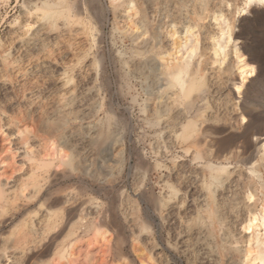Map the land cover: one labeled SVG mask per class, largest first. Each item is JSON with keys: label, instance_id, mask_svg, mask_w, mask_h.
Segmentation results:
<instances>
[{"label": "rangeland", "instance_id": "374dc122", "mask_svg": "<svg viewBox=\"0 0 264 264\" xmlns=\"http://www.w3.org/2000/svg\"><path fill=\"white\" fill-rule=\"evenodd\" d=\"M242 1L0 0V264H244L264 205V9L237 16ZM186 29L181 91L162 61L186 57ZM235 49L254 67L239 93Z\"/></svg>", "mask_w": 264, "mask_h": 264}, {"label": "bare ground", "instance_id": "6f19581e", "mask_svg": "<svg viewBox=\"0 0 264 264\" xmlns=\"http://www.w3.org/2000/svg\"><path fill=\"white\" fill-rule=\"evenodd\" d=\"M48 1V0H46ZM112 1H116V0H112ZM58 2V1H57ZM48 3V2H47ZM45 2H43V7L42 9H44L43 13H42V18L45 19L46 17H49V15L51 16V14H56L57 11L55 8V11L56 13L53 11L54 8H52V6H57L58 5L56 3H52L51 5L50 2L49 4H47ZM42 4V3H41ZM259 7V8H263L264 9V0H243L241 5L236 9V14L237 16H240L241 14L247 12L249 10L250 7ZM39 7V6H38ZM41 7V5H40ZM123 8H124V12H126L127 15L130 14V12L132 11V9L134 8V5H133V2L132 1H129L127 3L124 2V5H123ZM36 10L38 8H35ZM41 10V9H40ZM42 11V10H41ZM54 12V13H53ZM214 21L216 22V26H217V38L216 39H212V46H211V51H212V61H213V64H216L217 67H221L224 62H225V50H224V47H223V44H222V40L224 39V37H226L228 39L227 43H229V35H228V30L226 28V25H224L222 19H221V16L220 15H217V16H214ZM40 26V25H39ZM186 37H191V43H185V47L189 48L188 51H186V57L183 58L182 62L180 64L178 63H175L173 66H169L168 65V62L163 60L162 61V65H163V71L164 73L167 75V76H170L172 78V80L174 81V83H176V85H178V87L180 88L181 91H185L186 88L184 87L185 85V80H184V76L187 74V71H188V68H189V62L190 60L195 56L197 55V51H198V42L196 41V37H193L191 36V31L187 30L185 31V35H184V38ZM214 38V37H213ZM255 52V50H254ZM160 55V54H159ZM256 55V54H255ZM235 56H236V67L238 69V75H239V87L236 88L237 92L239 93L240 91V87L243 86L244 84V81L249 77V75H251L253 72H254V67L252 65H249L247 63H245V60L243 59L242 55L239 53V51L237 49H235ZM258 60V59H257ZM191 74V73H190ZM194 74V73H193ZM171 80V81H172ZM193 102V101H192ZM195 104V103H194ZM193 105V104H192ZM194 107V106H193ZM188 108V107H186ZM189 109V108H188ZM191 109V108H190ZM226 110V109H225ZM240 112V111H239ZM242 113L240 114H236L234 118H231L232 121L234 122L236 119L239 120V122L243 123L244 121V118H243V115H241ZM246 115V113H245ZM183 118V117H181ZM210 119V118H209ZM231 120L229 119V122ZM178 122V121H177ZM238 122V121H237ZM236 122V123H237ZM194 123L196 122H193L191 120H188L186 122V124L182 125L181 127V132L184 133L186 131H190V129L192 130V128L194 127ZM218 125V124H217ZM233 127V126H232ZM238 127V126H237ZM195 128V127H194ZM214 128V127H213ZM234 128V127H233ZM207 129V128H206ZM205 129V130H206ZM228 129V128H227ZM230 129V128H229ZM208 130V129H207ZM198 133H200L199 131H197ZM216 132V131H215ZM223 131H220V132H216L217 134L219 133H222ZM229 132V131H227ZM215 133V134H216ZM214 134V133H212ZM225 134V133H224ZM202 135V134H201ZM232 135V133L230 134ZM245 135V134H244ZM250 135V133H249ZM188 136V135H187ZM190 136V135H189ZM203 136V135H202ZM247 136V135H246ZM245 136V137H246ZM231 137V136H230ZM229 137V138H230ZM244 137V138H245ZM250 137V136H249ZM205 138V137H204ZM238 138V137H237ZM252 138V137H251ZM233 140V139H232ZM245 141V139H243ZM229 141V140H228ZM201 142V141H200ZM199 142V143H200ZM213 142V141H212ZM215 142V140H214ZM213 142V143H214ZM222 142H220V146H221ZM210 145V144H209ZM235 145V144H234ZM218 146V145H217ZM239 146V145H238ZM213 149V148H212ZM222 149V148H221ZM238 149V148H237ZM236 149V150H237ZM234 150V149H233ZM232 151V150H231ZM238 151V150H237ZM236 151V153H237ZM259 152H260V156H261V159L262 161H264V143L260 145L259 147ZM215 153V152H214ZM213 153V155H214ZM227 153V152H226ZM235 153V154H236ZM225 154V153H224ZM234 154V153H233ZM232 154V155H233ZM244 154V153H243ZM216 155V154H215ZM226 156V155H225ZM200 158V157H199ZM213 159V158H212ZM216 159V157H215ZM240 159V158H239ZM247 158H245L246 160ZM238 160V159H237ZM213 161V160H212ZM248 161V160H247ZM252 161V160H251ZM216 162V161H215ZM252 165H254L255 163H250ZM208 168L212 171H218V170H222L223 169L225 170L226 168L224 167H219L217 165H214V164H210L207 165ZM206 166V167H207ZM211 171V172H212ZM257 171V170H256ZM261 172V171H260ZM251 173L254 174V171H251ZM250 173V174H251ZM252 175V174H251ZM263 197H264V194H263ZM204 199V198H203ZM252 199V195L251 193H247L246 194V200L248 201H251ZM264 200V198H263ZM172 207V206H171ZM209 208V207H208ZM158 209V208H157ZM161 209V208H160ZM159 210V209H158ZM157 210V211H158ZM208 210V213H210V215H214V212H211L210 209H207ZM216 210V209H215ZM210 211V212H209ZM255 210H251L249 213H248V216H246L245 220H244V229L246 230H253V233L252 235L250 236H247L246 238V244H248V247L247 249L245 250L244 252V255H243V260H242V263H248L252 258H253V253L255 252V255H254V261L257 263V264H264V205H263V209L261 210V216L259 217L256 213ZM217 214V213H216ZM210 215L208 214L209 218H210ZM216 218V217H215ZM214 219V217H213ZM211 220H212V217H211ZM215 220V219H214ZM217 222L218 224V220L215 221V223ZM220 224V223H219ZM190 228V227H189ZM193 228V227H192ZM215 228V227H213ZM217 229V227H216ZM187 230V229H185ZM189 230V229H188ZM220 230V229H218ZM192 231V230H191ZM213 232H216V231H213ZM201 233V232H200ZM218 233V232H217ZM216 233V235H217ZM202 235V234H201ZM219 235V234H218ZM224 236V235H223ZM218 238H220V235L218 236ZM223 238V237H222ZM189 239V238H188ZM217 239V238H216ZM263 241V248L261 249V243L260 241ZM184 241V240H183ZM182 241V242H183ZM190 242V241H189ZM222 243V241H220ZM224 242H225V239H224ZM228 243V242H227ZM162 244V243H161ZM166 244V243H165ZM182 244V243H181ZM184 244V243H183ZM164 245V244H163ZM162 245V246H163ZM169 245V244H167ZM166 246V245H165ZM164 246V247H165ZM219 246V244H218ZM169 248V247H168ZM185 248V247H184ZM191 248V247H190ZM166 249V248H165ZM183 249V248H182ZM187 249V248H185ZM223 249V248H222ZM253 249H255V251H253ZM225 250V249H224ZM227 250V249H226ZM226 250H225V253H226ZM168 251V250H167ZM186 251V250H185ZM185 251L183 253H185ZM216 251V250H214ZM223 251V250H222ZM231 251V250H230ZM188 252V251H187ZM218 252V251H217ZM220 253V252H218ZM217 253V254H218ZM223 253V255L225 254ZM230 253V252H229ZM229 253L227 256H229ZM186 254V253H185ZM231 254V253H230ZM224 255V256H225ZM221 257V256H220ZM226 257V256H225ZM222 258V257H221ZM231 258V257H229ZM224 259V258H223ZM228 259V257H227ZM229 260V259H228ZM232 261V260H231ZM226 262V260H225ZM230 263V261H228V264ZM233 263V262H232ZM235 263V262H234Z\"/></svg>", "mask_w": 264, "mask_h": 264}]
</instances>
